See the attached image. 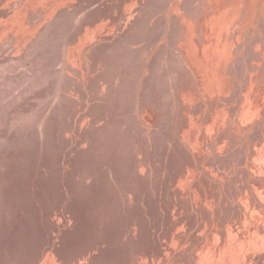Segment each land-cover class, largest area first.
<instances>
[{
	"label": "rangeland",
	"instance_id": "1",
	"mask_svg": "<svg viewBox=\"0 0 264 264\" xmlns=\"http://www.w3.org/2000/svg\"><path fill=\"white\" fill-rule=\"evenodd\" d=\"M14 1L15 0L10 1L9 4L13 5ZM132 1H134V3H137L134 4L132 3ZM166 1L170 3L169 6H166L167 3L164 4L165 2H163L161 5L160 3L158 5H153L152 13L149 14L151 17H146V13L142 14L143 19L141 24L139 25L142 26V28H140V30L135 28V30H133V32L131 33H128V35L126 32V27H128V25L131 23V20H133L137 15L136 12L137 10H139L137 6H139L140 4L138 3V0L39 1L48 5V8L51 12L50 15L52 14L54 16L56 13H58L59 17L68 18V16H61L60 13H70V18L63 19L59 23V28L58 30L56 29L58 32L55 33L56 30H54L50 36L51 39L49 41L54 42L55 45L49 46L50 50L45 51L43 53L45 55L42 56H40L39 53L34 49L28 52L29 57H32L35 52L39 55L40 59V62L38 63L39 65H36V63L32 64V69H30V71H28V67L23 68L20 67L18 63H13L10 59L11 54H1L0 61L7 60L11 62V68L4 73L6 74V76L14 77L18 81L23 79L24 75L19 74H21L20 72L24 70L27 71V74L25 75L26 80H33L39 74L45 72L53 73L54 71L55 73L57 71L60 72V80H53L52 77H49L50 79L47 78L46 81L50 80L51 82H55V85L53 83L50 87H47V90L43 93L37 95L34 94L32 97L30 95L26 96L27 104L34 105L33 108L30 109L28 113H26V115L22 116V123L19 122V117L21 115L15 113V109L12 110L10 114V116L14 118L11 126V134H13L12 136L11 134H7L9 126L5 127V121L2 118L3 116H0V135H4V140H0V182L4 187V185L7 186L10 184L9 180L11 181V184L8 186L9 188L0 192V199H4L9 196L14 202H16L19 197H23L25 201L24 205L21 207V209L18 207L14 209L18 215H22L23 212H27L29 217L31 214L34 218H36L37 214L41 211L43 216L46 217L47 211H49V218H56L57 214L49 209V205L51 196L50 192L53 193V182H55L53 180V177L55 175L58 176L56 174L58 168V158H62V162L64 163L68 160L69 157H71L72 159H76L74 164L79 165L80 157L75 158L76 153H82L87 149L91 151H100L96 147H102L103 150L101 152L109 156L110 152L112 151L113 139H118V136L121 133L122 137L125 139V150L132 151L134 148L136 149V151L138 150V148H140L141 150V146H139V143L132 142V139L137 136L136 129H128L127 123H124L120 119L122 118V116H125L128 121L133 118L132 121L136 119L139 122L140 116L148 115L151 118V121L149 127L145 126L146 130L145 133H143V136L145 137L143 139L144 144H146L147 146L149 143L148 138L152 137V135L154 134L155 136H158L160 138L159 140L162 139V141L166 145H168L167 147H169V150L166 151L168 156H165V159L158 160L157 158H155V161L152 160V164L151 166H149L145 177L136 179V181L138 182L137 189H142L141 187L145 188V191L140 192L139 196H137L136 192H133L135 186L132 185V183H128L127 188H125V192L121 194L120 198H129V202L132 203L134 208L133 211L128 214V216H125L124 212H120V219L123 220L127 217L128 219L123 222H126V224H128V222L132 224L136 220H141L143 216H146L149 221H153L152 217L149 216L148 213H146L148 212V209L146 208L145 204L147 200H150L151 198L156 200L155 211H157L159 215H163L168 212V224L165 227L163 226L162 232H154L155 236L153 237L157 241V243L155 244L157 247L153 250L151 262L153 263L155 260H161L160 264H171L180 256V258L183 259H194L192 264H196L198 257L210 256L208 252L210 251L213 253L216 252L217 257H220L222 260H226L231 252H238L239 255L236 253L235 258V260L238 259L236 261L237 264H244L243 262H245V264H264V135L261 138L260 134L262 133L261 131L264 130V92H262L264 91V37H262L264 36V0ZM186 1H188V3H186ZM184 4L191 5L189 6L190 14L193 15L197 13V19L187 16V14L184 13ZM18 5L20 4H14L11 8L14 7V9H19L20 6ZM147 5L148 4H146L145 6ZM104 12L107 13L104 14ZM201 17L205 19L202 18V22L198 26L199 28L195 29L194 31L193 26L195 25V22L197 23V21ZM48 20L52 21L53 17H50L49 19L48 15L47 17L45 16L43 22L46 23H44L43 26L48 27L50 25ZM166 22L168 25H166ZM179 22L181 23L179 24ZM146 25H149L151 29H146V27H144ZM184 25H187L188 27H184ZM90 27H97L99 32L97 41L96 39L95 41H93L91 37L88 38L89 35L84 32L85 28ZM166 29L169 32L167 31L166 33ZM200 31L206 32L205 40L203 38L205 36L199 37V35L201 34ZM83 33L86 34L83 35ZM190 33L193 34L191 38L192 40L197 38L198 35V39H203L206 44L208 42L214 44L215 56L222 62L221 71L224 75H227L229 84L231 83L230 85H233V88H230L224 95L209 96L208 93H206V91L203 89V83L205 82L206 78L202 82L203 75L200 76L198 74L199 71L196 70V67H194V65H192V57L189 51V55H186L188 53L183 54V52L181 51L180 47L182 48V50L185 49L184 51L187 50V47H185L186 44L184 42L188 39L187 35L190 36ZM165 35L167 36L165 37ZM84 36L87 38V40ZM128 36L131 38H129ZM259 37H262L261 42L259 40ZM133 38L136 39H134V43H132ZM208 38L209 40H207ZM254 39L258 40L256 41ZM41 41L42 40H40L39 43ZM67 41H70V43L67 44ZM252 41L254 42L252 43ZM94 42L95 44H93ZM98 42H101V44L103 42V44L107 45V52L96 57V55H92V46L95 47L96 45H98ZM84 43L86 46L84 45ZM75 44L76 46H74ZM78 44L81 46H79ZM252 44H254L256 47ZM70 46L72 48L78 49L76 61L79 68L75 65L78 69L75 66L69 65L70 63L67 61V53ZM257 47L260 52L257 51ZM233 48H235L234 53L232 52ZM180 51L181 53H179ZM24 54L25 48H22L15 58L20 61L19 57L22 58ZM246 54L248 56L251 55L252 57L248 59V61H246L245 58ZM176 55H180L181 57L183 55H186L187 57L191 58V60L189 58V60H187L186 57H182V59L185 60V63L188 61V63H186V69L192 74L193 79L197 82V89L192 88V91L189 85L191 81H189L188 79L184 80L180 76L179 71L181 70V68L178 66V69L176 65L171 63V56L176 57ZM252 55H254V57ZM105 58H107V60L108 58H110L112 61H105ZM254 59H256V61L252 63L250 60L254 61ZM153 61L158 64L159 70H163V72L166 74V76L162 79H159L158 76V79H156V81L154 78V74L151 75L153 79H151L152 77H150L149 79V88H151L153 94L155 95L153 100L143 102L138 97L136 98L135 102V107L137 109L136 111H133V109L135 108L134 106L129 105V108H122V112L120 111L122 114H118L113 107L109 106L112 102L111 93L114 90L118 91L119 93L123 94L124 100H126V102H130L131 100L128 96L129 94L127 92H124L122 86L127 82L130 74H134V71L138 67L141 69V73L145 72L149 75L151 73V63ZM154 70L155 68L152 69V72ZM243 72L244 74L246 73L245 76H243ZM95 73H97L98 75L95 76ZM94 76L95 80H98L97 85L90 83ZM249 76H251V80L249 79ZM63 77L65 78V80H63ZM177 78L178 81L176 80ZM163 80H166V84L168 85L170 94L172 95L170 104L167 107L165 104L167 102V98L162 92L161 83L163 82ZM43 83L45 85L44 81ZM44 85L42 84L41 86ZM47 86H49V84ZM142 86V83L137 84V87L135 88L136 92H140ZM19 88H21V86H19ZM254 90L256 91L254 92ZM179 91H181L180 93L183 97H177V92ZM260 94H262L263 96H260ZM61 96H64L65 98ZM248 97L254 102L259 98L256 103L251 106L250 109H248V105H250L252 101H249V99H247ZM61 99L66 100L64 108L61 106ZM131 99L135 100V96H133V98ZM195 99H197L198 101ZM192 100V104H187V101ZM194 101L196 104H194ZM4 103L5 101L0 100V106ZM184 103L185 105H187V110H185L184 108H180L179 106L180 104L183 105ZM213 104L218 105V109L215 110V113L211 108ZM15 108H18V106H15ZM219 108L222 110H220ZM242 109L243 112L241 113ZM231 110H234V113H236L232 117V119H230L228 115ZM167 111L170 113L169 118L171 119H169V121H167L168 117L162 118V114L166 113ZM212 112L214 115L218 114L216 115V118L215 116H213ZM183 113L187 115L188 120H186V118L182 119L181 115H183ZM188 113L191 115H188ZM178 116L182 120L177 122ZM211 120L212 122H214L213 125H216L215 128L217 129L216 133L218 134V136H222L226 131L223 135L224 138L222 140L227 144L223 143L222 141L218 142V136L217 134L215 135V131L214 133L210 134L211 136L207 138L206 142H204L203 144L202 158L204 157L203 162H205L203 165L207 167L208 172H201L200 169H197L198 164H196L194 172L196 173L195 181L205 180L206 187L209 188V190L207 189L208 192H206L205 194V199H197V197L193 196V194L189 195V197L193 196L195 197V200H198L196 201L197 206L195 207L192 202L193 197L189 199V202H191L192 206L190 205L188 209L187 206H181L180 208L179 200L173 203V208L176 209L177 212H173V216H171L172 209L171 211L169 210L171 206H168V204H166V206L164 205L165 189H167L166 192L169 202V198L171 197V194H173L175 181L178 180V176H176L173 184L170 182L172 173H174L172 171L171 164L178 165L179 169L177 171H179L180 169L184 170L186 166L192 163L190 156H186V158L181 157L179 160H176L174 162H171L169 159V157H172L173 153L177 152V150L174 149V139H176L177 142L178 128L180 127L181 129L187 127L188 121L192 124L193 121L194 123L197 122L195 124V127L193 128V130L197 132L196 137L193 139V146L197 148L202 134L208 127V125L206 126V122H211ZM176 122L179 125H177ZM60 123L64 125L66 124V130L64 132V136H66V139L63 137V141L61 139H58L57 134L54 133L56 127H58ZM241 123L248 124L247 128L242 127L243 124L241 125ZM62 124L59 128H62ZM87 124L92 126L93 129L91 131H89L90 128L86 129L85 126ZM152 124L156 127H154ZM140 125H142L141 122ZM223 125L225 129L223 128ZM218 126H220V128H223V132L222 129H220ZM234 127H237V129ZM206 132V134L209 133L208 130H206ZM205 133L203 135L206 136ZM211 138L212 141L214 140L213 142L211 141ZM225 139H227V141ZM251 140L252 146L249 143L251 142ZM56 143L58 145H56ZM184 144L186 145L187 149L190 148V144L188 142H184ZM211 144L213 146H211ZM136 145L138 148L135 147ZM75 146H77V148L74 150ZM214 146H216V148ZM82 147L84 148L81 151L77 152ZM232 149H234V151ZM54 151L57 156L56 158L51 155ZM252 151L254 152V154L252 155V157H249ZM9 153H14V155L7 158V155ZM46 158L49 160L47 161ZM103 160L104 159H102V161ZM164 162L166 166H168L166 167L165 171H163L160 167ZM251 166H253L252 170ZM257 166L258 168H256ZM142 167L143 166H141V168ZM153 167H157V179H155ZM232 167L234 168V170H232ZM2 173L8 174V177H4ZM212 173L214 176L212 175ZM77 176H80V173H78ZM228 176H230L231 178ZM57 178L59 180L61 179V183H64L62 188L63 194H67L65 190L66 180H64L60 174ZM70 178L72 179L73 176H70ZM2 180L6 183L2 182ZM24 180L29 183L27 184L25 190L21 192L20 196H17L15 194V188L16 186H23ZM41 180L45 181L48 184L43 185L42 188L35 185L36 181L41 182ZM83 180L85 182H90V178L86 176ZM190 180L191 177H188L187 182L189 183ZM78 182H82V180H79ZM251 182H253V184ZM154 183H156V185H154ZM254 183L256 184L254 185ZM208 184L211 185L209 186ZM229 184L231 185L229 186ZM82 186H85L84 182L82 183ZM68 187L69 189H72V186L70 184L68 185ZM111 187H113L112 184ZM189 187V191H193V184H190ZM237 189H240L241 191H238ZM192 191L189 193H192ZM257 191L259 192L257 193ZM72 194H74V192H72L71 195ZM257 195H259V197L261 195L262 197L259 198L257 197ZM178 197H180V199L185 202V195L179 193ZM198 197L204 196L198 194ZM206 204L209 207H207ZM93 206L94 201L90 197L84 196L83 199L79 202L80 210H85V208L88 207V214L92 213L94 209ZM223 206H226L225 209L222 208ZM142 208L143 212H145L146 214L142 215L141 212L138 211ZM260 209L261 212L259 213ZM230 210L234 212H231ZM246 212L250 213L249 216H251L249 217L248 213ZM229 213H231L230 216ZM0 215H3V211L1 210V208ZM15 217L18 216L15 215ZM173 217L175 219H173ZM243 217L245 220L243 219ZM179 220L181 221V223L177 224ZM188 221H190V223ZM248 221L249 226L247 223ZM211 222L212 225L210 224ZM196 223L197 225H195ZM201 223H203L204 225ZM205 224L209 225H207L206 227ZM234 225L236 228H234ZM245 225L247 226V228L245 227ZM223 226H225V228ZM231 226L233 229L231 228ZM257 226L259 227L256 231ZM143 227L148 228L151 227V225L149 222H145L143 224ZM177 227H179V229ZM202 227H204L205 229ZM74 228H76V231H78L79 226L74 225L73 229ZM242 229L246 230L243 231ZM197 231L200 233H198ZM221 231H224L225 233L227 232L226 238L224 240L218 237ZM44 233L45 232H43L42 234ZM173 233H176V235L173 236ZM179 233L182 235H180ZM70 234L72 235V233ZM124 235V231H121L119 233V236L121 238H124ZM178 236L183 238V241L180 244H178V242L176 241V237ZM172 238L173 240H171ZM214 240L216 242H214ZM165 242H169V247L172 246L170 245V242L171 244H173V247L176 243L175 249L168 250L166 247V245L168 246V243L166 244ZM215 243H217V245ZM121 244H123V242H121ZM238 247L240 248L239 251L237 249ZM114 249L115 248L112 247L111 250L113 253L111 255L118 257L117 251H114ZM163 252H171L168 259H161ZM205 253L206 256L204 255ZM125 254V262L132 259L131 254ZM141 254L144 255V253ZM77 256V253L72 254V257ZM138 261H144L148 264H152L150 262V259L146 256H138ZM26 263L30 264L32 262L30 260H26ZM76 264H82V261L78 260Z\"/></svg>",
	"mask_w": 264,
	"mask_h": 264
},
{
	"label": "bare ground",
	"instance_id": "2",
	"mask_svg": "<svg viewBox=\"0 0 264 264\" xmlns=\"http://www.w3.org/2000/svg\"><path fill=\"white\" fill-rule=\"evenodd\" d=\"M10 1H12V0H0V55L3 53L11 54L10 59L13 63H18V65L20 67H23V68L28 67V71H30V69H32V67H31L32 64L36 63V65H39L38 64L40 62L39 61L40 60L39 55L40 56L45 55L43 53L45 51L50 50L49 46L55 45L54 42L49 41L51 39L50 36L54 30H56V29L58 30L59 23L61 22V20L70 18L69 17L70 13H67V12L60 13L61 16H68V18H61V17H59L58 13H56L54 16L51 14L52 15L51 16L50 15L51 12L48 8V5L46 3L39 2L41 0H15L14 1L15 5L17 3L20 4V5H18V6H20L19 9L18 8L14 9V7L11 8L14 4L13 5L9 4ZM250 1H252V0H250ZM163 2H165L164 4L167 3L166 6L170 5V3L166 0H161V1L160 0H157V1H155V0H138V3H140L139 6H137L139 8V10H137V12H136L137 15L134 17L133 20H131V23L128 25V27H126L127 35H128V33L133 32V30H135V28L138 30H140V28H142V26H139L142 22V19H143L142 14L146 13L147 14V15H145L146 17H148V18L151 17L149 14L152 13L153 5H155V4L158 5L159 3L161 5ZM132 3H134V1H132ZM136 3H134V4H136ZM186 3H188V1H186ZM146 4H148V5L145 6ZM190 4H188V5L184 4V6H183L184 13L187 14V16H190L192 18L197 19L198 18L197 13L193 14V15L190 14V10H189V6H191ZM131 5H133V4H131ZM45 13H47V14H45ZM106 13L107 12H104V14H106ZM47 15L49 16V19H50V17H53V20L52 21L48 20L49 24L51 25V23H52V25L45 27L43 25L46 22H43V20L45 19V16L47 17ZM202 18L203 17H201L197 21V23L195 22V25L193 26L194 31H195V29L199 28L198 26L201 24ZM203 19H205V18H203ZM167 22H166V25H168ZM180 23L181 22H179V24ZM150 26H151V23H150ZM150 26L146 25L144 27H146V29L147 28L151 29ZM185 26H187V25H184V27ZM97 27H90V28L84 29V32H86L89 35L88 38L91 37L93 39V41H95V39H96V41L98 40L97 38H98L99 32H98ZM189 29H190V27H189ZM57 30L55 31V33L58 32ZM191 30H192V28H191ZM167 31L168 30L166 29V33H167ZM179 33H180V31H179ZM200 33L201 34L199 35V37L206 35L205 31H200ZM85 34L83 33V35H85ZM166 36L167 35H165V37ZM192 36H193V34H191V33H190V36L187 35L188 39L184 42L186 44V46L185 45L184 46L187 47L186 48L187 52L184 51L185 50L184 47H183L184 50H182V48L180 47L181 51L183 52V54H186L189 51V53L191 54L192 63H193V64L192 63L191 64L194 65V67H196V70H198L201 73L200 74L197 71L200 76L203 75L202 82L206 78L205 82L203 83L204 84L203 89L206 91V93H208L209 96L210 95L211 96L212 95L213 96L214 95H216V96L224 95L225 93L228 92V90L230 88H233V85L231 86L230 85L231 83L229 84V82L227 80V78H228L227 75H224L221 71L222 62L220 59H218L215 56L214 44L210 43V42H208L206 44L203 41V39H201V40L198 39V35H197V38H195L196 37L195 36V37H193L195 39L192 40L191 39ZM262 37H264V36H262ZM129 38H131V37H129ZM135 38H133L132 43H134ZM203 38L205 40L206 36ZM261 38L259 39L260 42H261ZM40 40H42V41L39 43ZM86 40H87V38H86ZM207 40H209V38ZM254 40H256V39H254ZM49 42H51V43H49ZM176 42H177V40H176ZM253 42L254 41H252V43ZM52 43H54V44H52ZM69 43H70V41H67V44H69ZM85 43H84V45H85ZM182 43H183V41H182ZM93 44H95V42ZM140 44H141V42H140ZM233 44H235V43H233ZM254 44H252V45H254ZM74 46H76V44ZM79 46H81V45H79ZM232 46H235V45H232ZM175 47H177V46H175ZM22 48H25V54L23 55L22 58L19 57L20 61H18L15 57L18 55L19 51ZM33 49L36 50L39 53V55L34 52V55L32 57H29L28 52L30 50H33ZM256 49H258V47ZM234 50H235V48L232 49L233 53H234ZM181 51L179 53H181ZM243 51H244V49H243ZM257 51H259V49ZM92 52H93L92 55L94 54V55H96V57H98V55H102L103 53L107 52V45L103 44V42H102V44H101V42H98V45H96L95 47L92 46ZM77 53H78L77 48H72L71 46L69 47L68 53H67V61L70 63L69 65H71V66L76 65L77 66V61H76ZM189 53L186 55H189ZM253 54H254V52H253ZM186 55L185 56L183 55V56L186 57L187 60H189V59L191 60V58L187 57ZM150 56H152V55H150ZM245 56H246L245 57L246 61H248V59L252 58L251 55L248 56L246 54ZM252 56L254 57V55H252ZM182 57L180 55H176V57L171 56L170 61H171V63L176 65V67L179 66L181 68V70L179 72H180V76L184 80L188 79L189 81H191V83L189 84L191 87V90H192V88L197 89V85H196L197 82L193 79L192 74L190 72H188V70L186 69V63H188V61L185 63V60H183ZM105 61H112V60L110 58H108V60H107V58H105ZM227 61H228V59H227ZM250 61L252 63H254L256 61V59H254V61H252V60H250ZM162 64H163V62H162ZM192 65H190V66H192ZM179 67H178V69H179ZM10 68H11V62H9L7 60L0 61V100L5 101V103L0 106V116H3L2 118L5 121V127L9 126V128L7 130V132H8L7 134H11V126H12V121L14 119L13 117L10 116L12 110L15 109V113H17L18 115H21L19 117V122L22 123V121H23V119H21L22 116L26 115V113H28L30 111V109L33 108V105H34V104L33 105L27 104L26 96L30 95L32 97L34 94L37 95V94L43 93L44 91L47 90V87H50L53 83L55 85L56 84L55 82H51L50 80L46 81V79L49 77H52L53 80H60V78H59L60 72H58V71L56 73H55V71L53 73L52 72H45V73L37 75L36 78H34L33 80L32 79L26 80L25 75L27 74V71L24 70V71L20 72L21 74H19V75H24L23 79L18 81L14 77L6 76V74L4 73L7 70H9ZM153 68H155V70L152 72ZM233 68H234V66H233ZM242 68H240V69H242ZM240 69H239V71H240ZM194 70H195V68H194ZM135 71H134V74H132V75L130 74L129 79L122 86L124 92H127L129 94L128 96L130 97V100H131L130 102L129 101L126 102V100H124L123 94L119 93L118 91L114 90L111 93L112 102L109 106L113 107L114 110H116V112L118 114H120L122 112L121 111L122 108L123 109L126 107L129 108L128 107L129 105H132L135 107L136 98H138V97L143 102L152 101L155 95L153 94V91L151 90V88H149V85H150L149 79H150V77H152L151 75L154 74L155 81H156V79H158V76H159V79H162L163 77L166 76V74L163 72V70L162 71L159 70L158 64L155 61H153L151 63V73L149 75L145 72L141 73V69L139 67ZM243 74H244V72H243ZM245 74L243 76H245ZM97 75L98 74L95 73V76H97ZM95 76L92 78V81L90 83L97 85L98 80H95ZM151 79H153V77ZM249 79L251 80V76H249ZM252 79H253V77H252ZM63 80H65L64 77H63ZM176 80L178 81V78ZM43 81L45 82V85H44ZM50 82H51V84H50ZM139 83H142L143 86H142L140 92L139 91L136 92L135 88L137 87V84H139ZM27 84H28V86H27ZM42 84L44 86H41ZM48 84H49V86H47ZM161 84H162V92L164 93V95L167 98V102L165 103L166 107H167L170 104V100L172 99V95L170 94V90H169L168 85L166 84V80L165 81L163 80V82ZM67 85H69V84H67ZM19 86H21V88H19ZM183 89H185V88H183ZM198 89H199V87H198ZM255 91L256 90H254V92ZM180 92L181 91L177 92L178 93L177 97H183ZM262 92H264V91H262ZM133 96H135V100L131 99V98H133ZM260 96H263V95L260 94ZM61 97L65 98L64 96H61ZM185 98H187V97H185ZM185 98H184V100H185ZM215 99H216V97H215ZM247 99H249V101H252L251 104L248 105V109H250L251 106L254 105L259 98L256 99L255 102L253 100H250L249 97ZM195 100H197V99H195ZM65 101H66L65 99H61V106L63 108L65 106L64 105ZM187 102H188L187 104H192L193 100L187 101ZM223 102H225V101H223ZM185 103H186V101H185ZM185 103L183 105L180 104L179 106H180V108H184L185 110H187V105H185ZM194 104H196L195 101H194ZM15 106H18V108H15ZM217 107H218V105H214V104L211 107L212 111H214V113H215V110L218 109ZM136 110L137 109L135 107L133 109V111H136ZM220 110H222V109H220ZM76 111H77V109H76ZM226 112H227V110H226ZM242 112H243V109H242L241 113ZM189 113H188V115H191ZM216 113H218V112H216ZM169 114L170 113L167 111L166 113L162 114V118L168 117L167 121H169V119H171V118H169L170 117ZM212 114H213V112H212ZM235 114L236 113H234V110H231L228 114L229 118L232 119V117ZM216 115H218V114H216ZM216 115L213 114V116H215V118L217 117ZM181 117H182V119L186 118V120H188L187 115H185L184 113H183V115H181ZM139 119H140L139 122L136 119H134V121H132L133 118H131L130 121H128L125 118V116H122V118L120 120L123 121L124 123H127L128 129H131V128L136 129V135L137 136L132 139V142L139 143V146H141V150H140V148L137 147V145L135 147H137L138 150L136 151V149L134 148L136 152L134 151L133 147H132V149H133L132 151L131 150H125V139L122 137V133H121L118 136V139H113L112 151L110 152L109 156L105 155L101 152L103 150L102 147H96L100 151H91V150L87 149L82 153L81 152L79 154L76 153L75 158L80 157L79 165L74 164L76 159H72L71 157H69L68 160L64 163L62 162L63 161L62 158H58V168H57L56 174L58 176L60 174L63 177V179L66 180V182H65L66 189L65 190H66L67 194H63L62 188H63L64 183H61L60 182L61 179L59 180L57 178L58 176L55 175L53 177V180L55 181V182H53L54 183L53 193L50 192L51 196H50L49 209L52 212H54L55 214H57L56 218H54V219L49 218V215H50L49 211H47L46 217L43 216L41 211L37 214L36 218H34L31 214L29 217L27 212L26 213L23 212L22 215H18L14 209L16 207L21 209V207L25 203L23 197H19V199L16 202H14L9 196L4 198V199L3 198L0 199V202H2V203H0V208L3 211V215H0V264H27L26 260H28V261L30 260L32 262L30 264H76L78 262V260H81L82 264H148L144 261L143 262L138 261V256H146L147 258L150 259V262L152 261L151 256H152L153 250L157 247L155 245L157 243V241L153 237V236H155L154 232L155 231L162 232L163 226L165 227L168 224L167 223V221H168L167 213L168 212L163 214V215H159L158 212L155 211L156 200L151 198L150 200H147V202L145 204H146V208L148 209V212H146V213H148L149 216L152 217L153 221H149L148 218H146V216H143L141 220H136L132 224H130V222H128V224H126V222L125 223H123V222L126 219H128L127 217L123 220L120 219V212H124L125 216H128V214H130L134 208L132 203L129 202V198H127V197L120 198L121 194L125 192V188H127L128 183H132V185L135 186L133 192H136L137 196H139V193L145 191V188L141 187L142 189H137V183L138 182L136 181V179H141V178L145 177V174L147 173L149 166H151V164H152V160L155 161V158H157L158 160L165 159L166 158L165 156H168L166 151L169 150V147H167L168 145H166L162 141V139L159 140L160 138L158 136H155L153 134L152 137L148 138L149 139L148 145L146 146V144H144L143 139L145 137L143 136V133H145V130H146L145 126L149 127L151 118L147 115V116H140ZM182 119L179 118V116H178L177 122L182 120ZM212 120H211V122L210 121L206 122V126L208 125L206 130H208L209 133L206 134L207 133L206 130L204 131V133L206 132L205 133L206 136L203 135L204 133L202 134L201 140L199 141L197 148L195 146H193V139L197 135V132L195 130H193V128L195 127V124L197 122L194 123V121H193V124H192L188 121L187 127L181 128V129L179 127L178 128L177 142H176V139L172 138L175 140V142H174L175 148L174 149L177 150V152L173 153L172 157H169L170 161L174 162L176 160H179L181 157L186 158V156H190L192 163L189 164L188 166H186L184 168V170L180 169L179 171H177L179 169L178 165H172L171 164L172 171L174 173H172V177H171L170 182L173 184L175 177L178 176V180L175 181L173 194H171V197L169 198V202H168L167 192H166L167 189H165V194H164V205L166 206V204H168V206H171L169 208L170 211L172 209L171 216H173V212H177V210L173 208V203H175L176 201L179 200V202H180L179 207L181 208V206H185V207L187 206V209H188V207L191 205V202H189V199L191 197L195 196V197H197V199H199V198L205 199V194H206V192H208L207 189L209 190V188L206 187L205 180L195 181V178H196L195 174L196 173H194V172H195L196 164H198L197 169H200L201 172L202 171L205 173L208 172L207 167H205L203 165L205 162H203L204 157L202 158V150H203L202 147H203L204 142H206V139L211 136L210 135L211 133H214V131H215V135L217 134L216 133L217 129L215 128L216 125L215 126L213 125L214 122H212ZM220 120H219V122H220ZM199 121H200V119H199ZM216 121H217V119H216ZM140 122L142 125H140ZM226 122H227V120H226ZM226 122H225V124H226ZM61 124L62 123H60V125L58 124L59 126L57 125L58 127H56V130L54 133L57 134L58 139H61L63 141V137L66 139V136H64V132L66 130V124L65 125L62 124V128H59L61 126ZM242 124H243L242 127L247 128L248 124L241 123V125ZM177 125H179V124L177 123ZM85 127H86V129L90 128L89 131H91L93 129L92 126L89 124H87ZM154 127H156V126H154ZM218 127L220 128V126H218ZM223 128H224V125H223ZM223 128H220V129H222V132H223ZM234 128L237 129V127H234ZM220 129H219V131H220ZM231 129H232V127H231ZM227 130H229V129H227ZM225 132H224V134H225ZM261 132L262 133H260V134H261V138H262L264 135V130ZM0 133H1V129H0ZM235 133H237V132H235ZM230 134H231V132H230ZM230 134H227V135H230ZM12 135L13 134H11V136ZM223 135L218 136V134H217L218 142L222 141L223 143L227 144L226 142H224L222 140L224 138ZM3 137H4V135H0V140H4ZM212 138H214V137H212ZM212 138H211V141H212ZM70 140H72V139H70ZM225 140L227 141V139H225ZM252 140H255V139H252ZM252 140H251V142H249L251 146H252ZM184 142H188L190 144L189 149H187ZM256 142H257V140H256ZM71 143H72V141H71ZM71 143H70V145H71ZM214 143H216V142H214ZM238 143H240V142H238ZM141 144H143V145H141ZM56 145H58V144L56 143ZM247 145H249V144H247ZM211 146H213V145L211 144ZM214 147L216 148V146H214ZM76 148H77V146L74 147V150ZM83 148L84 147H82L77 152L81 151ZM92 148H94V147H92ZM92 148H90V149H92ZM232 150L234 151V149H232ZM244 150H247V149H244ZM214 152H216V151H214ZM217 152H218V150H217ZM204 153H205V151H204ZM245 153H246V151H245ZM138 154H139V156H138ZM253 154H254V152L252 151L251 155L249 157H252ZM13 155H14V153H9L7 155V158H9L10 156H13ZM51 155L54 156L55 158L57 157L55 151ZM203 156H205V155H203ZM263 158H264V156H263ZM102 159H104V160L102 161ZM48 160L49 159H47V161ZM141 161H142V163H141ZM242 162H243V160H242ZM244 162H245V160H244ZM157 163H155V164H157ZM259 163H260V161H259ZM246 164H247V162H246ZM141 166H143V167L141 168ZM258 166L256 168H258ZM160 167L162 168L163 171H165L166 167H168V166H166V164L164 162L163 165ZM233 167H232V170H234ZM249 167H250V164H249ZM252 168H253V166H251V170H252ZM255 170H258V169H255ZM78 173H80V176H77ZM246 173H247V171H246ZM154 174H155V179H157V167L154 168ZM2 175H4V177H5L8 174L2 173ZM212 175H213V173H212ZM70 176H73V178L71 179ZM85 176L90 178V182H85L83 180L85 178ZM188 177H191V180L189 183L187 182ZM215 177H216V175H215ZM228 177H230V176H228ZM9 179H11V178H9ZM216 179H217V177H216ZM79 180H82V182H78ZM207 181H209V180H207ZM2 182H4V181L2 180ZM83 182H84L85 186H82ZM4 183H6V182H4ZM9 183L11 184L10 180H9ZM28 183L29 182L24 180L23 186H16L15 194L17 196H20L21 192L25 190ZM251 183L253 184V182H251ZM47 184L48 183H46L45 181H42V180H41V182H37V181L35 182V185H37L40 188H42L43 185H47ZM69 184L72 186V189H69V187H68ZM111 184L113 185V187H111ZM190 184H193V188H192L193 191L191 190L192 193H189V192H191V191H189V188H190L189 185ZM245 184H246V182H245ZM255 184L256 183H254V185ZM9 185H7V186L4 185V187H3L2 183L0 182V192L2 190L8 189ZM154 185H156V183H154ZM230 185L231 184H229V186ZM257 186H258V184H257ZM224 191H225V189H224ZM72 192H74V194L71 195ZM258 192L259 191H257V193ZM179 193L186 196L185 202L182 201V199H180V197H178ZM197 193L203 195L204 197H198ZM190 194H193V196L189 197ZM235 194H236V192H235ZM261 195H263V194H261ZM261 195H260V197H259V195H257V197L261 198L262 197ZM84 196L90 197L94 201V206H93L94 209H93L91 214L90 213L88 214V207L85 208V210H80V208H79V202L83 199ZM195 197H193V201H192L194 204V207L197 206L196 201H198V200H195ZM249 197H251V196H249ZM226 198H227V196H226ZM204 201H206V200H204ZM254 201H255V199H254ZM206 206H207V204H206ZM252 206H254V205H252ZM204 207H205V205H204ZM207 207H209V206H207ZM225 207L223 206L222 208L225 209ZM253 208H258V207H253ZM138 211L141 212L142 215L146 214L145 212H143V208L138 210ZM231 212H234V211H231ZM248 212H249V209H248ZM248 212H246V213H248ZM260 212H261V209H260L259 213ZM230 214L231 213H229V216H230ZM249 214L250 213H248V216H249ZM15 215L18 217H15ZM199 215H200V213H199ZM173 219H175V218L173 217ZM243 219H244V217H243ZM145 222H149L151 227H148V228L143 227V224ZM188 222L190 223V221H188ZM197 222H199V221H197ZM179 223H181L180 220L177 224H179ZM206 223H207V221H206ZM245 223H246V221H245ZM247 223L249 226V221ZM201 224H203V223H201ZM210 224L212 225V222ZM227 224H228V222H227ZM240 224H241V222H240ZM74 225L79 226L78 231H76L77 230L76 228L73 229ZM195 225H197V223ZM207 225H209V224H207ZM207 225H206V227H207ZM232 226H231V228H232ZM223 227L225 228V226H223ZM238 227H239V224H238ZM245 227L247 228L246 225H245ZM250 227H249V229H250ZM258 227L259 226H257L256 231H257ZM167 228H169V227H167ZM177 228L179 229V227H177ZM202 228H204V227H202ZM234 228H236L235 225H234ZM43 229H44V231H43ZM71 230H73V231H71ZM245 230H243V231H245ZM121 231H124L125 235L123 237L125 239L121 238L119 236V233ZM43 232H45V233L42 234ZM70 233H72V235ZM171 233H172V231H171ZM176 233H177V231H176ZM176 233L175 234L173 233L174 235L173 234L172 235L175 236ZM198 233H200V232H198ZM226 233L224 231H221L220 234L218 235V237L221 238L222 240H224L226 238ZM180 235H182V234H180ZM198 235H200V234H198ZM179 236L176 237L177 238L176 241L178 242V244H180L183 241V238L179 237ZM171 240H173V238ZM216 240H217V238H216ZM237 240H238V238H237ZM121 242H123V244H121ZM214 242H216V241L214 240ZM167 243H168V246L166 245V247L168 250L175 249L176 243H175L174 247H173V244H171V242H170V245H172L171 247H169V242H167ZM215 244L217 245V243H215ZM163 245H165V244H163ZM112 247L115 248L114 251H117L118 257L111 255L113 253L111 250ZM237 249H238V251L240 250L239 247ZM221 251H222V248H221ZM208 252H209L210 256L198 257L196 264H211V263H214V264H237L236 261L238 259L235 260V258H236V253L238 254V252H231V254L229 255V257H227L226 260L224 258H223L224 260H222L220 257H217L216 252H214V253L210 252V251H208ZM73 253H77L78 256L72 257ZM125 253L131 254L132 259L125 262L124 261V257L126 255ZM141 253H144V255ZM170 253L171 252H163L161 259L162 260L168 259L170 256ZM247 254H248V252H247ZM247 254H246V257H247ZM250 254H251V252H250ZM204 255L206 256V253ZM185 259L180 258V256H179L177 259H175L176 261L174 260V262L171 264H192L193 260H194V259L190 260L187 258H185ZM160 263H161V260H158V261L155 260L152 264H160ZM243 263L245 264V262H243Z\"/></svg>",
	"mask_w": 264,
	"mask_h": 264
}]
</instances>
